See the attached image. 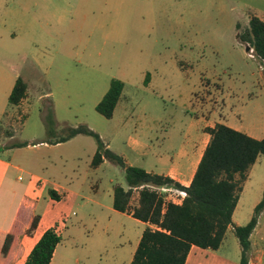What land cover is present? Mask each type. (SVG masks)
I'll list each match as a JSON object with an SVG mask.
<instances>
[{
    "label": "rangeland",
    "instance_id": "1",
    "mask_svg": "<svg viewBox=\"0 0 264 264\" xmlns=\"http://www.w3.org/2000/svg\"><path fill=\"white\" fill-rule=\"evenodd\" d=\"M55 6L51 24L43 19L40 72L29 96L15 106L0 93V144H17L0 146V155L24 170V182L37 176L75 192L64 211L71 213L68 225L79 229L75 239L88 246L87 264H129L142 226L113 207L114 185L127 186L124 169L110 160L92 167L99 145L94 136L55 142L86 126L111 151L157 173L168 167L156 157L172 156L191 124L212 109L262 139L264 70L240 37L252 7L243 0H58ZM113 79L124 89L108 119L96 106ZM263 194L261 156L245 183L238 222L250 221ZM252 242L264 264V210ZM221 246L235 256L239 242L229 233Z\"/></svg>",
    "mask_w": 264,
    "mask_h": 264
},
{
    "label": "trees",
    "instance_id": "2",
    "mask_svg": "<svg viewBox=\"0 0 264 264\" xmlns=\"http://www.w3.org/2000/svg\"><path fill=\"white\" fill-rule=\"evenodd\" d=\"M240 37L254 48L259 59H264L262 18L252 15ZM123 89L124 83L113 79L96 110L105 118H112ZM27 90V83L19 77L9 103L19 106L27 97ZM206 131L211 138L189 186L182 185L169 175L129 165L123 156L109 150L101 137L89 127L72 128L68 137L62 139L65 141L79 134L96 137L99 145L92 167H99L107 159L120 165L125 172L127 188L120 184L113 187L114 209L157 226L144 229L130 264H185L193 245L218 250L223 244L229 226L233 225V214L251 168L264 156V137L254 138L224 123H217ZM162 186L185 190L187 196L182 203L164 202L157 189ZM50 193L54 199H59L53 190ZM263 210L264 194L250 221L244 225H234V234L241 245L240 264H249L252 249L250 237ZM39 220L40 216L36 215L29 233L35 230ZM13 240L14 235L10 233L0 254V264H5ZM60 242L61 236L54 228L46 230L25 264H50Z\"/></svg>",
    "mask_w": 264,
    "mask_h": 264
},
{
    "label": "crops",
    "instance_id": "3",
    "mask_svg": "<svg viewBox=\"0 0 264 264\" xmlns=\"http://www.w3.org/2000/svg\"><path fill=\"white\" fill-rule=\"evenodd\" d=\"M57 1L0 0V68L1 66L7 67L2 72L0 71V93L5 92V95L10 97L15 82L20 77L27 83V97L29 96L30 83L40 72L36 61L39 42L43 33V19L44 24H51V21L56 18L57 8L55 5ZM243 1L252 7L248 11V24L252 15L259 16L264 20V7L261 6L264 5V0L260 4L257 1L261 0ZM162 7L163 5L160 6V8ZM141 9V6H138V1H135V10L140 12ZM1 109L0 103V117ZM220 113L213 109L212 111L209 110L207 116H203L201 120L191 124L190 131L184 134L181 147L172 156L170 155L169 157L164 154L157 156V161L161 164H166L168 167L164 172L157 173L169 175L182 185L189 186L211 138L206 129L214 127L217 123H224L239 130L232 123H229L224 114ZM217 114L221 115V117L217 118ZM1 121L2 119L0 123ZM191 132L196 134V138L191 136ZM68 140H58L55 144H62ZM135 142H133L134 146L138 144ZM0 146L8 149L14 147L13 145L6 146L5 143L0 144ZM106 147L110 150L109 144ZM122 156L129 165L136 166L135 162L129 160L127 154H122ZM106 161L107 159H104L103 162ZM23 171L12 160L0 155V254L7 236L10 233L14 235L13 246L5 264H25L32 249L44 232L50 228H54L57 234L61 236V242L57 245L50 264H87L88 246L78 243L75 239L73 234L78 233L79 229L73 223L68 225L67 220L71 213L64 211V204L69 198L73 197L75 192L65 190L63 187L51 182L44 183L37 176H32L24 182L21 175ZM151 172L156 173L155 170H151ZM124 187L127 188V186ZM50 190H53L59 196V199H54ZM47 191L50 193V195H47L48 198L46 196ZM43 200L45 202L44 205H42ZM239 202L233 214V225L229 226L224 242H226L229 233L235 236L234 225H244L236 220ZM95 204L99 206L98 202H95ZM125 214L132 216L128 213ZM36 215L40 216L39 223L35 230L29 233L32 221ZM136 220L142 226L141 234L138 236V246L144 229L147 226L153 228H157V226L149 222ZM80 221L82 219L77 222ZM256 228L250 237L252 249L249 264H259V260H261L258 250L253 248L252 242ZM137 246L134 248L133 255ZM221 247L218 250H211L193 245L185 264H240V243L239 247L237 246L235 249V256L224 254L221 251ZM255 260L258 261L256 262Z\"/></svg>",
    "mask_w": 264,
    "mask_h": 264
},
{
    "label": "built area",
    "instance_id": "4",
    "mask_svg": "<svg viewBox=\"0 0 264 264\" xmlns=\"http://www.w3.org/2000/svg\"><path fill=\"white\" fill-rule=\"evenodd\" d=\"M251 51V55H253L255 52L254 49L251 48ZM260 61V67L264 70V59H260ZM157 189L164 202L182 203L183 199L187 196V192L185 190H181L176 187L162 186Z\"/></svg>",
    "mask_w": 264,
    "mask_h": 264
},
{
    "label": "water",
    "instance_id": "5",
    "mask_svg": "<svg viewBox=\"0 0 264 264\" xmlns=\"http://www.w3.org/2000/svg\"><path fill=\"white\" fill-rule=\"evenodd\" d=\"M250 48H251L250 46L247 47L248 50H249Z\"/></svg>",
    "mask_w": 264,
    "mask_h": 264
}]
</instances>
